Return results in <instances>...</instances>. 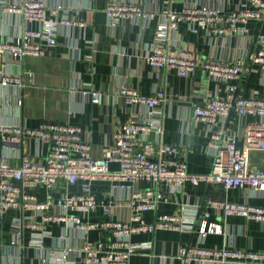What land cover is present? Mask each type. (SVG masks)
Listing matches in <instances>:
<instances>
[{
    "label": "crops",
    "instance_id": "crops-1",
    "mask_svg": "<svg viewBox=\"0 0 264 264\" xmlns=\"http://www.w3.org/2000/svg\"><path fill=\"white\" fill-rule=\"evenodd\" d=\"M21 1L0 0V40L16 39L25 28L38 27L37 22L27 21L22 15L6 10V6ZM43 1L48 7H61L63 14L84 21L85 25H60L57 44L44 55L25 57L22 64L9 62L8 56L0 59V80L2 74L10 73L20 76L23 81L22 86L0 83V124L31 129L46 123L80 126L92 144L94 158L101 159L103 146L112 143L118 124L132 116H137L142 122L156 116L146 105L129 103L120 93V88L133 87L152 95L164 87L168 99L161 106L163 119L154 123L145 137L157 145L161 142L177 145L179 153L172 155L175 160H184L190 173L208 174L213 166L208 150L212 132L217 128L225 132L237 131L240 134L238 145L250 163L264 167V151L251 147L247 141L250 123L260 119L239 116L234 110L229 121L223 117L213 124L198 122L193 117L197 104L213 95L228 96L224 81L211 79L202 68L182 77L172 71L154 69L146 61L155 44L157 28L168 20L169 12L210 5L227 16L234 10L250 6L249 0H119L138 5L144 13H154L155 17H126L117 25H112L106 15V7L113 0ZM247 27L249 34L209 33L208 27H203L202 23L183 19L177 28L171 27L169 41L175 46L193 50L202 58L219 61L245 58L248 70L239 81L235 94L264 98V73L251 62V55L264 45V19H252ZM94 91L100 94L99 102L93 101ZM253 138L256 139V135ZM21 139L20 144L3 147L0 134V154L8 155L12 165L18 166L26 154L37 160L45 157L48 147L42 139L23 135ZM109 168L117 170L119 164L110 162ZM131 184L94 181L95 197L111 205V214L105 215L103 208L97 207L86 221L94 224L111 217L128 220L130 210L117 206L116 201L117 197L130 192L129 188L120 189L119 186ZM148 185L145 181L138 182L142 188ZM57 187L25 185L21 206L0 214V264H83L82 249L86 241L103 239L108 235V231L99 227L83 232L68 228L65 223L45 222L43 215L55 212L57 208L52 207L50 212L36 211L30 207L27 194H35L37 201H46L50 196L58 198L65 192L78 191L82 186L79 183ZM160 188L165 191V199L157 211L144 212V219L152 222L158 214L182 213L185 217L195 218L197 230L158 229L153 233H134L130 239L141 244V249L132 256L130 264H186L178 258L179 247L185 244L264 251V223L243 216H225L211 209L210 220L221 225L223 233L211 232L202 237L198 231L203 218L199 210L203 209L208 198L228 197L233 201L262 205L264 193L190 181L180 186L164 182ZM40 239L43 244L36 245ZM65 249L71 250L64 253Z\"/></svg>",
    "mask_w": 264,
    "mask_h": 264
},
{
    "label": "built area",
    "instance_id": "built-area-1",
    "mask_svg": "<svg viewBox=\"0 0 264 264\" xmlns=\"http://www.w3.org/2000/svg\"><path fill=\"white\" fill-rule=\"evenodd\" d=\"M250 6L234 10L223 15L220 10L210 5L187 7L183 12H169L168 20L162 22L156 31V41L152 52L147 56V63L158 70L172 71L186 77L202 68L211 79L221 80L227 84V97L213 95L205 102L194 107L193 117L198 122L215 123L219 118L229 117L234 110L239 116L255 117L258 121L248 127V144L264 151V98L257 96L243 97L235 93L238 83L248 70L245 58L232 61H219L199 57L193 50L178 47L170 43L171 27L177 28L183 19L192 22L203 20V27L209 33L249 34L247 24L252 19H264V0H249ZM11 13L22 15L27 21L38 23L37 28L27 27L19 37L12 40H0V59L8 56V61L22 64L27 56L44 55L50 47L57 44L60 25H81L84 21L65 15L59 6L48 7L43 0H22L6 6ZM106 15L112 25H117L126 17L146 15L155 17L154 13H144L138 5L113 0L106 7ZM218 24V27L215 26ZM251 62L264 73V45L251 55ZM3 64L6 61L3 60ZM3 73V72H1ZM1 84L23 85L20 76L4 73ZM131 104L146 105L154 115L148 121L139 122L128 119L118 124L114 131L112 143L103 146V157L95 159L92 144L85 138L80 126L70 123H46L39 128H23L9 124H0L3 147L20 144L23 136L42 139L47 144V153L42 160L29 154L22 157L18 166L12 165L9 156L0 154V214L21 206L23 187L45 186L53 188L55 183L73 186L81 183V195L65 192L58 198L49 197L46 201H37L29 195L30 207L36 211L57 210L43 215L45 222L65 223L68 228L85 231L101 228L108 235L99 241L87 240L83 246V264H130L134 254L141 249V244L131 241L134 233H153L158 229L183 232L197 230L195 218L183 216L182 213L158 214L156 219L148 222L144 219L146 211H157L159 204L166 197L161 189L162 183L175 186L190 181L193 184L207 182L221 184L226 189L241 187L264 193V167L252 165L248 156L239 147L240 134L237 131L225 132L215 129L208 143L209 153L213 158L212 170L208 174H196L188 171L184 160H175L172 155L179 153V147L169 143H159L145 137L154 123L163 119L161 106L168 96L164 89L147 95L133 87H124L120 91ZM93 101H100V94L93 92ZM263 126V127H261ZM262 129V131L254 130ZM254 130V131H253ZM263 132V133H262ZM256 135V139L253 138ZM119 164L117 170L109 168V162ZM98 180H129L131 185H121V189H130L127 195L117 197L116 205L130 210L129 219H105L99 223H88L87 217L97 207H102L104 214H111V205L97 200L92 183ZM145 181L150 187H139L138 182ZM116 187V185H115ZM202 209V222L199 234L206 237L208 233H223L221 225L210 220L211 209L225 216H243L264 223V204H250L230 200L228 197L206 200ZM60 210V211H59ZM185 209H183L184 213ZM83 212L84 215H80ZM33 225V224H32ZM35 227V225H33ZM42 229V228H36ZM116 230V231H114ZM42 245V239L36 245ZM71 249H65L68 253ZM178 258L186 264L194 262L220 264H264V251L240 249L236 247H210L202 243L197 246L181 245Z\"/></svg>",
    "mask_w": 264,
    "mask_h": 264
},
{
    "label": "rangeland",
    "instance_id": "rangeland-1",
    "mask_svg": "<svg viewBox=\"0 0 264 264\" xmlns=\"http://www.w3.org/2000/svg\"><path fill=\"white\" fill-rule=\"evenodd\" d=\"M198 23H202L203 22V20H201V19H199L198 21H197ZM0 83H1V80H0ZM124 87H126V86H122L121 88H120V91L122 90V88H124ZM161 89V88H160ZM159 89V90H160ZM162 89H164V87H162ZM164 91H165V89H164ZM166 92V91H165ZM122 94V93H121ZM127 99V98H126ZM127 101H128V99H127ZM129 102V101H128ZM137 104H139V103H137ZM131 119H136L137 121H139V122H141L139 119H138V117L136 116H132L131 117ZM115 131V130H114ZM113 137H114V132H113ZM114 139V138H113ZM110 162H116V161H110ZM110 162H109V164H110ZM116 163H118V162H116ZM128 182H130L129 180H127L125 183H128ZM61 184H62V182H58V183H55L54 185H58V187L57 188H59L60 186H61ZM148 187H150V185H148ZM83 191L82 189H80V190H78V191H76V190H73L72 192H74L76 195H81V192ZM29 195H32L34 198H36V195L35 194H27V197L29 196ZM39 202H41V201H39ZM60 211V210H59ZM79 214L80 215H84V213L83 212H79ZM114 231H116V230H114ZM97 241H99V240H94V242H97Z\"/></svg>",
    "mask_w": 264,
    "mask_h": 264
},
{
    "label": "water",
    "instance_id": "water-1",
    "mask_svg": "<svg viewBox=\"0 0 264 264\" xmlns=\"http://www.w3.org/2000/svg\"><path fill=\"white\" fill-rule=\"evenodd\" d=\"M230 117H231V114H230L229 117L227 118L228 121H229ZM54 186H56V185H54ZM204 201H205V197H204L203 200H202V204L204 203ZM201 212H202V208L199 210V213H200V214H201Z\"/></svg>",
    "mask_w": 264,
    "mask_h": 264
}]
</instances>
